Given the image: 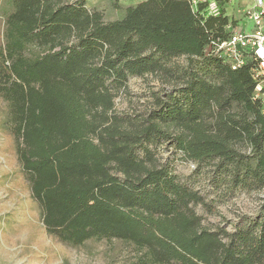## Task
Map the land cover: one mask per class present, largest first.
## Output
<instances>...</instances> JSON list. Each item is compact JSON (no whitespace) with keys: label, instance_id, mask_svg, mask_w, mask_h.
Instances as JSON below:
<instances>
[{"label":"trees","instance_id":"1","mask_svg":"<svg viewBox=\"0 0 264 264\" xmlns=\"http://www.w3.org/2000/svg\"><path fill=\"white\" fill-rule=\"evenodd\" d=\"M10 1L0 98L48 233L74 246L128 242L133 264H264V197L233 229L207 228L193 207L204 197L158 157L167 144L214 161L233 187L264 190L251 66L206 54L228 17L194 13L189 0H143L109 22L83 0ZM181 56L186 66L171 64ZM148 75L162 85L153 105L117 111L130 77Z\"/></svg>","mask_w":264,"mask_h":264},{"label":"rangeland","instance_id":"2","mask_svg":"<svg viewBox=\"0 0 264 264\" xmlns=\"http://www.w3.org/2000/svg\"><path fill=\"white\" fill-rule=\"evenodd\" d=\"M75 2L78 0H68ZM91 10L103 13L104 20L114 21L124 15L125 7L143 0H83ZM225 15L234 24L241 16L240 6L227 3ZM10 0H0V47L3 44V27L6 15L12 11ZM229 23V24H230ZM171 64L186 66L188 59L181 56ZM207 65H199L205 71ZM206 76L216 80L210 71ZM162 87L158 78L130 77L128 89L116 98L119 112L143 111L153 105L152 92ZM15 138L6 128V104L0 98V242L14 241L18 251L43 264H133L138 256L128 242L113 240H88L74 246L59 241L48 233L43 221L41 206L32 196L30 181L18 160ZM162 163H168L179 180L198 191L205 204L194 205L207 228L226 226L233 229L242 216H255L263 202L264 190H247L233 187L225 175L217 171L214 161L200 165L187 159L180 151L164 144L158 149ZM11 205L5 209V206Z\"/></svg>","mask_w":264,"mask_h":264},{"label":"built area","instance_id":"3","mask_svg":"<svg viewBox=\"0 0 264 264\" xmlns=\"http://www.w3.org/2000/svg\"><path fill=\"white\" fill-rule=\"evenodd\" d=\"M194 13L205 16H226L225 4L240 6L241 16L227 26L229 34L213 39L207 55L220 58L232 69L251 66L256 83L253 100L264 105V0H189Z\"/></svg>","mask_w":264,"mask_h":264},{"label":"crops","instance_id":"4","mask_svg":"<svg viewBox=\"0 0 264 264\" xmlns=\"http://www.w3.org/2000/svg\"><path fill=\"white\" fill-rule=\"evenodd\" d=\"M10 204L5 209L10 208ZM0 215H1V194H0ZM19 244L14 241L3 240L0 242V264H43L37 262L27 254L18 251Z\"/></svg>","mask_w":264,"mask_h":264}]
</instances>
